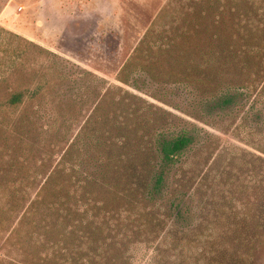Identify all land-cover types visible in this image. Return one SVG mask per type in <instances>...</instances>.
Segmentation results:
<instances>
[{
	"label": "rangeland",
	"instance_id": "rangeland-1",
	"mask_svg": "<svg viewBox=\"0 0 264 264\" xmlns=\"http://www.w3.org/2000/svg\"><path fill=\"white\" fill-rule=\"evenodd\" d=\"M263 16L264 0H0L6 264H264V34L245 38ZM184 131L150 194L156 135Z\"/></svg>",
	"mask_w": 264,
	"mask_h": 264
},
{
	"label": "trees",
	"instance_id": "trees-1",
	"mask_svg": "<svg viewBox=\"0 0 264 264\" xmlns=\"http://www.w3.org/2000/svg\"><path fill=\"white\" fill-rule=\"evenodd\" d=\"M262 20L252 21L250 23L254 24L257 29L251 28L250 25V35L245 36V38H253L259 33L264 34V16L261 18ZM249 23V24H250ZM261 23V24H260ZM264 39V38H263ZM43 49V48H41ZM44 50V49H43ZM131 66V65H130ZM129 66V68H130ZM38 90H29V89H21L14 91L10 94L7 104L9 106H21L27 103L29 100H33L37 98ZM235 102V96L233 94L225 95L221 100L222 106H228ZM156 140V150L157 157L160 159V170L156 174L155 183L153 187L150 188L149 193L154 194L161 190V187L164 182L165 173L168 167L174 164L179 156H181L194 142V136L190 131H184L176 136H169L166 133H158L155 137ZM40 225L35 224L29 234V238L38 242V238L42 235V231L38 230ZM36 236V237H35ZM38 239V240H37ZM31 241V240H30ZM84 258V257H83ZM82 256L77 255L76 258L73 259L71 264H84ZM10 263L9 260H6L4 256L0 257V264ZM66 263H69L68 261Z\"/></svg>",
	"mask_w": 264,
	"mask_h": 264
}]
</instances>
